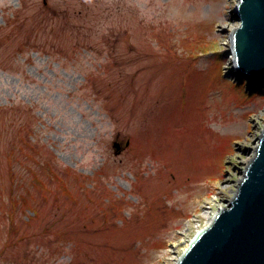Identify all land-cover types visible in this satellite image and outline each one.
Masks as SVG:
<instances>
[{"label": "rangeland", "instance_id": "1", "mask_svg": "<svg viewBox=\"0 0 264 264\" xmlns=\"http://www.w3.org/2000/svg\"><path fill=\"white\" fill-rule=\"evenodd\" d=\"M236 3L0 0V264H175L228 206L264 128Z\"/></svg>", "mask_w": 264, "mask_h": 264}, {"label": "water", "instance_id": "2", "mask_svg": "<svg viewBox=\"0 0 264 264\" xmlns=\"http://www.w3.org/2000/svg\"><path fill=\"white\" fill-rule=\"evenodd\" d=\"M230 35L236 70L264 81V0H237ZM128 144V141H126ZM120 151V143H113ZM175 264H264V128L228 206L216 211Z\"/></svg>", "mask_w": 264, "mask_h": 264}, {"label": "bare ground", "instance_id": "3", "mask_svg": "<svg viewBox=\"0 0 264 264\" xmlns=\"http://www.w3.org/2000/svg\"><path fill=\"white\" fill-rule=\"evenodd\" d=\"M229 43H230V45H231V39H229ZM230 53H231V52H230ZM231 56H232V53H231ZM219 209H221V207H220Z\"/></svg>", "mask_w": 264, "mask_h": 264}]
</instances>
